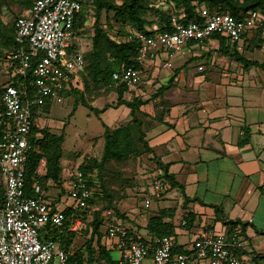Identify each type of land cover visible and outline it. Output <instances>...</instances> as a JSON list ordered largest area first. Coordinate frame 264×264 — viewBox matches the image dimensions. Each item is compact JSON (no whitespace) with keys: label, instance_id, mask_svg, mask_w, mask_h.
I'll list each match as a JSON object with an SVG mask.
<instances>
[{"label":"built area","instance_id":"obj_1","mask_svg":"<svg viewBox=\"0 0 264 264\" xmlns=\"http://www.w3.org/2000/svg\"><path fill=\"white\" fill-rule=\"evenodd\" d=\"M83 12L79 0H35L27 14L15 22V51L6 55L1 66L8 79L0 99L7 118V131L0 139V177L5 180V207L0 215V264H73L66 249L52 238H43L48 227L66 228L83 233L85 226L78 217L67 218L47 200L40 183L41 169L32 184L34 196L27 195L26 172L35 122L33 108L62 105L71 89L79 87V74L86 69L85 52L76 46V23ZM187 25L172 19V31L158 26L149 34L134 33L140 45V65L165 55L161 67L167 69L190 43L203 44L218 35L231 43H241L249 34L261 31L264 36V13L250 12L238 20L230 14L210 13L206 8ZM203 67L198 68L203 71ZM31 76V77H30ZM143 83L140 69L128 67L113 74V87H126L134 93ZM93 175L75 169L64 184L66 196L74 209L86 210L95 197L89 187ZM164 182L156 179L154 196L160 197ZM152 197L144 199L149 208ZM106 240L121 254L120 264H257V254L250 250L239 231L228 236L213 230L195 239L184 252L174 250L172 238L164 236L154 242L128 236L117 213H101ZM187 218L182 226L187 224ZM246 252V253H245ZM238 253H245L239 256ZM264 264V263H263Z\"/></svg>","mask_w":264,"mask_h":264},{"label":"crops","instance_id":"obj_2","mask_svg":"<svg viewBox=\"0 0 264 264\" xmlns=\"http://www.w3.org/2000/svg\"><path fill=\"white\" fill-rule=\"evenodd\" d=\"M30 9H25L21 15ZM220 46L219 39L211 38L203 44L190 43L169 60L167 69L161 67L167 61L165 55L156 61H147L140 69L142 85L134 93L125 92L127 101L133 98L149 101L140 111L149 115L145 120L151 121L146 133L151 152L142 158L152 160L150 164L156 169L154 181L161 178L164 182L159 198L152 197L148 190L144 195L152 197V201L162 202L173 200L163 195L162 190L165 189L166 193L178 191L182 202L177 201V208H160L152 215L132 213L131 207L130 211L127 209L128 213H122L121 223L127 221V230L153 242L157 238L150 234L147 226L152 217L162 213L164 222L176 226L174 243L187 250L206 231L228 230L223 220L240 222L235 231H239L250 248H254L252 238L260 237L257 242L260 250L251 249L264 255V40L255 32L238 44L225 40V50ZM233 54L249 64L245 66ZM200 66L203 71L198 70ZM79 82L78 88H82V76ZM71 90L67 96L73 93ZM114 91L118 99L116 88ZM120 107L125 110L120 119L125 114L123 122L130 123V109L125 105L116 109ZM110 119L114 122L117 118ZM37 121L43 128V119L38 117ZM79 166L72 169L67 166L65 170L62 162L63 191L68 174ZM39 167L42 177L46 176L45 159ZM165 171L174 177L176 187L164 179ZM0 180L5 188L4 178L0 177ZM48 187L47 200L58 210L73 205L69 199L62 206L61 197L66 196V192H61L52 182ZM142 203L144 210L152 206L151 203L146 208L144 198ZM190 215L193 216L191 223L182 226L187 217L191 218ZM80 234L77 233V239ZM77 239L73 240L71 250H75ZM105 245L111 254L118 252L107 240ZM116 261L120 264L121 254Z\"/></svg>","mask_w":264,"mask_h":264},{"label":"trees","instance_id":"obj_3","mask_svg":"<svg viewBox=\"0 0 264 264\" xmlns=\"http://www.w3.org/2000/svg\"><path fill=\"white\" fill-rule=\"evenodd\" d=\"M83 7L81 17L76 23V46L81 47L80 42L87 38L90 43V49L84 54L86 60V69L83 78L87 75L89 78L98 85L104 86L107 89L115 90L113 87V74L120 72L121 70L133 67L135 69H141V65L137 61L140 53V45L133 38L134 33H146L149 34V29L154 25L162 28L163 30L172 31V19H176L180 24H189L197 12L206 8L210 13H222L230 14L238 20H242L247 15L255 10H261L264 13V0H169L174 6L175 14L167 15L161 9L151 6L149 0H126L121 5H115L105 0H94L95 12L91 9L88 0H79ZM35 0H0V64H2L6 55L15 51V22L21 16L15 18L11 25L6 24L3 21L2 14L13 4L23 6L25 9H29L33 6ZM103 11L106 13L113 12L115 14L116 21L123 23V26H129L131 31L128 32L126 28L119 30L118 34H126L132 38L129 40H117L113 39L107 28L102 24ZM150 11L159 15V22L154 24L147 21L146 14ZM93 19V23L88 25L89 18ZM264 40L263 33L257 32ZM132 35V36H131ZM211 39H219L221 41V50L223 49L224 42L227 40L221 36L215 35ZM238 44V43H235ZM238 61L242 62L245 66L249 63L244 61L236 54ZM0 75L3 74V67H0ZM31 77V76H30ZM4 85V84H3ZM2 85V86H3ZM0 85V95L2 87ZM75 90H71L74 94ZM118 92V99L116 106L125 105L131 111L132 123L134 126H119L114 129H110L105 126V132L103 138L105 140V148L101 160L95 158L84 159L80 164L78 170L85 174L93 175L89 179L88 185L93 189H97L95 197L89 202V208L86 210H78L73 207L64 209V214L67 218L78 217L83 220L85 230L87 233V239L85 244L79 249H70L73 240L76 239L77 233L69 232L66 228L48 227L47 233L42 232L43 238H52L63 248H65L70 255V262L73 264H119L111 256V252L105 245L106 230L104 228V220L101 217V211H94L93 207L98 206L100 202H106L104 208L114 210L119 219L124 218L118 210H115L114 204L111 201L112 196L106 193L97 179L96 171H100L104 164L107 162H122L131 157L144 156L151 152L146 139L147 129L149 128L151 121L145 120L149 115H145L140 111V108L149 103L143 101L140 98H133L129 101L124 99V94L127 92L125 86H121L116 89ZM48 110V107H45ZM37 108H33L36 112ZM157 117H159L157 115ZM156 117V118H157ZM37 115L34 114L35 122L37 123ZM154 118L153 120H156ZM144 119V120H143ZM7 118L4 115V109L0 99V139L7 131ZM64 135L56 134L50 129L40 128L39 126L33 129V138L31 143L34 146L29 155L27 172H26V187L27 195L34 196L32 191V184L35 178H37L36 171L42 160H46V176L39 178L43 190L47 193L48 183L52 182L56 187H62L63 183V169H62V156ZM171 186L174 188L177 183L174 181V177L169 175L165 171L163 176ZM161 179V178H158ZM98 186L99 189L96 187ZM61 192H64L61 189ZM111 197V199H110ZM159 198V197H158ZM5 207V188L0 186V214ZM187 217L188 224L193 220V216ZM228 236L232 235L236 228L239 227L240 222H231L223 220ZM176 226L173 223L164 222L162 213L149 220L147 230L156 238L164 236L176 239L175 233ZM241 228L244 229V226ZM128 236L133 239H138L131 231L128 230ZM144 242L152 243L140 238ZM154 242V241H153ZM174 250L176 252H184L185 249L178 247L174 243ZM255 252V251H254ZM246 253V252H245ZM245 253H238L239 256H243ZM256 253V252H255ZM257 254V253H256ZM257 264L264 263V255L257 254Z\"/></svg>","mask_w":264,"mask_h":264},{"label":"rangeland","instance_id":"obj_4","mask_svg":"<svg viewBox=\"0 0 264 264\" xmlns=\"http://www.w3.org/2000/svg\"><path fill=\"white\" fill-rule=\"evenodd\" d=\"M88 1L91 9L95 12L94 0ZM105 1L115 5H121L126 0ZM149 1L151 2V6L155 9H161L167 15L175 14L174 6L169 0ZM24 10L25 8L21 5H11L10 8L6 9L2 14L3 21L11 25L15 18L21 15ZM145 17L147 21L154 24L159 22V15L153 11H150ZM92 23L93 19L90 17L88 25ZM102 24L104 27H108L107 31L113 39L125 41L132 38H129L126 34H118V31L124 28H126L128 32H130L131 29L129 26H123V23L117 22L113 12L106 13L103 11ZM80 44L83 52L90 49V43L87 38L81 41ZM0 67H2L1 64ZM79 75L83 77V74ZM7 81L8 79L6 77L0 75L1 86L6 84ZM82 88H77L74 94L65 97L62 105L54 106L48 110L46 108L36 110V112L39 110L37 116L42 118L45 122L42 123L41 127L50 129L58 135H64L62 162L65 170H67V166H69L70 169L74 166L75 168L78 167L84 159L95 158L99 161L101 160L105 148V140L103 138L105 132L104 124L112 126L113 129L119 126H134L131 124L132 122H123L125 114L120 119L123 113L122 111L125 113V110H122V107L116 109L118 106H116L117 102L114 101L117 99L114 90L98 85L87 75L83 78ZM111 117L117 118L116 121H114L116 123L110 119ZM142 157L143 156L140 155L131 157L122 162H107L100 171H96L99 184L106 193L112 196L111 201L114 204L115 210H118L122 214L124 211L128 213L126 212L127 209L130 211L131 207H133L132 213L145 212L152 215L153 213L156 214L160 208H177V201L182 202L180 193L178 191L166 193L164 189L162 190L163 195L165 194L173 200L167 199L162 202L153 200L151 208L144 210L142 199L148 196L147 194L144 195L145 191L148 190L151 193L150 195H152V197L154 196V189L152 188L151 191L150 188L153 187L155 183L154 178L156 169L150 164V162H152L151 159ZM0 186H3L1 180ZM68 202L69 199L67 196L61 197L62 206ZM105 203V201L100 202L98 206L93 207V210L101 211L102 213L107 209L104 208ZM128 224L127 221H122L124 227L128 226ZM103 230H105V226ZM143 236L146 237L145 232ZM84 239H87L86 231L79 235L75 244V249H79L85 244ZM260 239V237L254 236L251 241L254 248H251L260 250L257 243ZM248 248L252 250L250 247ZM111 256L116 260L120 259L119 252H112Z\"/></svg>","mask_w":264,"mask_h":264}]
</instances>
